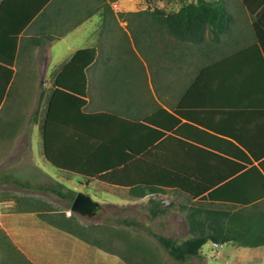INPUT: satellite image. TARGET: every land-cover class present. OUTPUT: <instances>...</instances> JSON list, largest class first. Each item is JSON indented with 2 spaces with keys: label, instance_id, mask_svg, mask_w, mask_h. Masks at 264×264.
<instances>
[{
  "label": "crops",
  "instance_id": "0c3cea01",
  "mask_svg": "<svg viewBox=\"0 0 264 264\" xmlns=\"http://www.w3.org/2000/svg\"><path fill=\"white\" fill-rule=\"evenodd\" d=\"M42 1L0 0V88L9 69L13 70L0 116L5 105L18 95L17 87L25 82L28 86V80L43 88L41 102L46 109L64 64L78 50L95 48L97 58L87 71L86 112L108 113L137 121L141 130H166L168 126V130H184L192 136L186 138H202L233 148L218 138L229 133L241 136L253 149L264 148V46L254 32L237 31L229 36L207 32L200 42L179 41L162 24L165 15L154 13L156 8L169 12V1L166 4L160 0L150 6L148 3L138 6L131 0H48L28 19ZM79 33L86 39L85 46L71 41ZM56 43L62 52L55 49ZM63 51L69 52L66 59L60 57ZM12 58L13 64L9 65ZM44 88L50 89L44 92ZM149 119H154V125L163 129L146 123ZM3 124L0 120V127ZM182 140L188 143L169 148L171 165L185 168L223 165L224 158L212 147ZM11 150L0 145V164L45 166L43 160L16 157ZM25 172L21 177L15 173L14 178L9 172H3L2 178L28 185V172ZM84 180L79 181L86 186L99 182ZM56 182V186L65 185L62 180ZM2 188L5 191L6 187ZM22 188H25L23 194L0 196V206L9 211L7 217L2 215L0 219V259L2 253L3 257L8 256L15 249L34 264L36 260L29 259L28 246H35L34 240L44 242L56 238L65 242L61 234L72 233L64 230L62 224L73 214L58 211L43 196H33L28 194V187ZM77 191L97 203L89 192ZM249 211L250 214L252 210ZM260 212H264L263 203L255 210ZM9 247L13 249L7 251Z\"/></svg>",
  "mask_w": 264,
  "mask_h": 264
},
{
  "label": "trees",
  "instance_id": "16d2710c",
  "mask_svg": "<svg viewBox=\"0 0 264 264\" xmlns=\"http://www.w3.org/2000/svg\"><path fill=\"white\" fill-rule=\"evenodd\" d=\"M47 1L43 0L33 8L28 19L34 17ZM243 3L264 29V0H243ZM154 13L165 15L162 24L182 42L203 41L207 32L216 36L228 33L234 22L224 0H192L181 4L178 9H169L167 13L165 8H156ZM253 46L259 49L258 44ZM96 58L95 48L78 50L55 79V88L47 99L41 125L46 159L59 170L82 176L88 182L97 180L126 188L134 197H149L152 218L167 211L161 196L171 191L183 195L187 202L178 206L185 214L187 236L178 240L153 233L169 257L178 263H187L198 257L208 242L217 246L232 243L244 247L264 246V212L255 213L259 204H264V148L253 149L241 136L229 133L222 134V137L232 140L218 138L233 148L202 138H186L192 136L185 134L184 130H168V126H165L166 130H141L137 121L108 113L86 112L87 71ZM13 61L10 59L9 65ZM12 77L13 70L9 69L0 88V106ZM41 99L43 93L33 115L34 121L39 115ZM149 120L146 123L163 129L154 125V119ZM182 139L212 147L220 158H224L223 165L207 168L171 165L169 148L188 143ZM205 173L215 176L209 178ZM14 183L31 188L17 180ZM39 189L58 195L69 205L78 193L63 184L42 185ZM249 210H252L251 215ZM122 222L132 224L135 221L127 219ZM62 228L91 241L73 217L65 219ZM132 264L157 263L142 261Z\"/></svg>",
  "mask_w": 264,
  "mask_h": 264
},
{
  "label": "rangeland",
  "instance_id": "374dc122",
  "mask_svg": "<svg viewBox=\"0 0 264 264\" xmlns=\"http://www.w3.org/2000/svg\"><path fill=\"white\" fill-rule=\"evenodd\" d=\"M131 1L138 6H142L143 3L145 5L148 3L150 6L156 5L159 0ZM160 1H164L166 4L169 1V9L172 10L178 9L181 4L192 0ZM224 4L233 15L234 22L230 32L222 35L229 36V33L248 30L251 33L254 32L264 46V29L257 22L256 17L246 8L243 0H224ZM71 41L78 46L87 44V42L85 43L86 39L80 33L72 37ZM59 46L56 43L55 49L62 52ZM68 55L69 52L63 51L60 57L66 59ZM49 89L44 88V92ZM42 90V87H36L33 81L29 80L28 86L25 82L22 86L17 87L18 95L14 101L5 105L0 116V120L4 121L0 127V145L3 148L11 147L10 153L16 157L31 158L33 161L43 160L45 166L28 165L27 168L14 167L5 162L0 164V196L7 197L16 195L17 192L19 194L24 193L25 188L15 184L13 180L8 181L2 178L3 172H9L12 178L15 177V173L17 177H21L20 174L24 170L28 172V185L31 186L28 188V194L43 196L58 211L73 214L72 217L77 226L85 229L87 233L85 236L89 237L91 241H86L84 238L63 231L61 235L65 242L60 241V238V240L54 238L53 241L46 240L44 242L33 241L32 239L35 246H28V256L30 260L32 257L36 260L34 264H132L142 261L157 264H264V247L243 248L231 244L216 247L212 242L203 246L198 257H193L187 263H178L169 257L153 233L178 240L187 236L185 214L178 206L179 203L187 202L183 195L171 191L161 196L163 207L167 211L165 214L152 218L149 197H134L129 194L126 188L101 182H94L86 186L82 183L85 181L82 176L65 173V171L63 172L47 163L43 154L41 129L45 103H40V105L42 104V112L37 116L36 121L33 119V113L38 106ZM26 134H28L27 137ZM56 180H62L67 188L89 192L97 201L96 207L91 212L83 214L72 211V204L69 205V202L61 197L39 192V187L42 185H57ZM2 186L6 187L5 191L2 190ZM0 208L2 209H0V219H2V215L7 217L9 212L8 209L5 210L7 207L3 208L1 205ZM4 212L6 213L4 214ZM127 219L135 222L132 224L122 222V220ZM12 249L9 247L7 251ZM11 253L4 257V253H2L0 264H33L27 260V256L21 255L19 251L14 249Z\"/></svg>",
  "mask_w": 264,
  "mask_h": 264
},
{
  "label": "water",
  "instance_id": "95a60500",
  "mask_svg": "<svg viewBox=\"0 0 264 264\" xmlns=\"http://www.w3.org/2000/svg\"><path fill=\"white\" fill-rule=\"evenodd\" d=\"M96 205L97 203L89 195L78 192L72 203V210L85 214L91 212Z\"/></svg>",
  "mask_w": 264,
  "mask_h": 264
}]
</instances>
